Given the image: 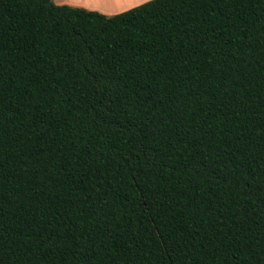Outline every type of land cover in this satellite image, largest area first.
I'll list each match as a JSON object with an SVG mask.
<instances>
[{"label": "trees", "instance_id": "16d2710c", "mask_svg": "<svg viewBox=\"0 0 264 264\" xmlns=\"http://www.w3.org/2000/svg\"><path fill=\"white\" fill-rule=\"evenodd\" d=\"M0 264H264V0H0Z\"/></svg>", "mask_w": 264, "mask_h": 264}, {"label": "crops", "instance_id": "0c3cea01", "mask_svg": "<svg viewBox=\"0 0 264 264\" xmlns=\"http://www.w3.org/2000/svg\"><path fill=\"white\" fill-rule=\"evenodd\" d=\"M56 5H66L75 8H82L88 11H97L98 13L105 16H113L116 14L123 13L139 5H142L151 0H102L100 2L103 7H89L83 3L77 4L71 2V0H51ZM106 5V6H105ZM98 6V5H97Z\"/></svg>", "mask_w": 264, "mask_h": 264}, {"label": "rangeland", "instance_id": "374dc122", "mask_svg": "<svg viewBox=\"0 0 264 264\" xmlns=\"http://www.w3.org/2000/svg\"><path fill=\"white\" fill-rule=\"evenodd\" d=\"M100 2H102V0H86V2H80V3H83L84 5L89 6V7H95V6L96 7H103V5L100 4ZM80 3H77V4H80ZM116 15H118V14H116ZM113 16H115V15H113ZM107 17H109V16H107ZM110 17H112V16H110Z\"/></svg>", "mask_w": 264, "mask_h": 264}, {"label": "snow or ice", "instance_id": "6c2138e0", "mask_svg": "<svg viewBox=\"0 0 264 264\" xmlns=\"http://www.w3.org/2000/svg\"><path fill=\"white\" fill-rule=\"evenodd\" d=\"M73 3H80V2H86V0H71Z\"/></svg>", "mask_w": 264, "mask_h": 264}]
</instances>
